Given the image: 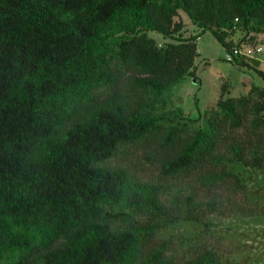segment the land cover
<instances>
[{
    "label": "trees",
    "instance_id": "16d2710c",
    "mask_svg": "<svg viewBox=\"0 0 264 264\" xmlns=\"http://www.w3.org/2000/svg\"><path fill=\"white\" fill-rule=\"evenodd\" d=\"M206 32L263 47L264 0H0V264H249L217 227L264 216V86L166 108Z\"/></svg>",
    "mask_w": 264,
    "mask_h": 264
},
{
    "label": "rangeland",
    "instance_id": "374dc122",
    "mask_svg": "<svg viewBox=\"0 0 264 264\" xmlns=\"http://www.w3.org/2000/svg\"><path fill=\"white\" fill-rule=\"evenodd\" d=\"M180 19L184 24V37L200 33L182 12H180ZM149 36L156 41L158 46H164L170 42L155 33H150ZM240 38V34L236 33L232 40L237 43ZM196 44L198 53L194 61L196 79L186 77L179 84L178 91L173 90L170 94L166 108L168 110L180 108L189 115V118L197 119L196 123L200 125L201 116L198 117V113L203 115L215 107L221 85L226 84L231 96L238 97L246 94L250 86H264V83L253 71L227 62L224 48L210 33L200 34ZM257 57V69L264 72V46L262 53ZM246 178L254 200L262 201L264 199V173L248 172ZM262 205L264 206V201ZM217 234L222 238L223 248L231 253L232 257L239 258V255L235 254L239 250L249 258V264H264V216L221 220L217 227ZM242 240L246 247H241L240 241Z\"/></svg>",
    "mask_w": 264,
    "mask_h": 264
},
{
    "label": "built area",
    "instance_id": "2783aa9c",
    "mask_svg": "<svg viewBox=\"0 0 264 264\" xmlns=\"http://www.w3.org/2000/svg\"><path fill=\"white\" fill-rule=\"evenodd\" d=\"M263 51V47L242 46L241 48H233L231 54H226V60L231 61L233 57H243L247 59H258V55Z\"/></svg>",
    "mask_w": 264,
    "mask_h": 264
},
{
    "label": "water",
    "instance_id": "95a60500",
    "mask_svg": "<svg viewBox=\"0 0 264 264\" xmlns=\"http://www.w3.org/2000/svg\"><path fill=\"white\" fill-rule=\"evenodd\" d=\"M177 89H179V85H176V87H175V92H177L178 90Z\"/></svg>",
    "mask_w": 264,
    "mask_h": 264
}]
</instances>
